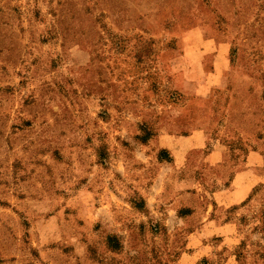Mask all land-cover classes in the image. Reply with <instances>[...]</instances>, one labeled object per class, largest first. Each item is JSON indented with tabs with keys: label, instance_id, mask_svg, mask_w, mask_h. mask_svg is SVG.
<instances>
[{
	"label": "rangeland",
	"instance_id": "obj_1",
	"mask_svg": "<svg viewBox=\"0 0 264 264\" xmlns=\"http://www.w3.org/2000/svg\"><path fill=\"white\" fill-rule=\"evenodd\" d=\"M0 264H264V0H0Z\"/></svg>",
	"mask_w": 264,
	"mask_h": 264
},
{
	"label": "crops",
	"instance_id": "obj_2",
	"mask_svg": "<svg viewBox=\"0 0 264 264\" xmlns=\"http://www.w3.org/2000/svg\"><path fill=\"white\" fill-rule=\"evenodd\" d=\"M192 138H193L192 136L189 137L191 144L188 147H184L182 150L181 149L175 150V149H172L171 147L169 148L170 150L168 149L170 152V156L173 158L174 166L177 167V166H180L181 164H184L186 154H188V152L191 151L192 149L198 148V146H196L194 143V139H192ZM183 142H185V139H183ZM167 146L168 145H165L166 149L168 148ZM182 152H184V154ZM205 158H206L205 159L206 163H203L204 167H205L204 170L205 169L210 170V168H209L210 166H213L212 168H215L217 166L216 163H218V162H216V160H218L219 157H216L214 155V152L207 154V156ZM213 158H215V159H213ZM256 160H258L257 155H255L254 153L249 154L246 157V160L243 163L242 168L236 170L233 173L232 178L229 182V186L225 189L218 190L217 192L214 193L215 199L218 198L217 199L218 203H219V201H222V203L227 201L228 203L230 202V204L237 203L239 201V199L237 197H239L240 194H242L243 192H245L246 190H249L251 188V186L253 185V184L251 185V183L254 181V176L257 178L255 167L258 165V162ZM202 174H204V171ZM204 175H206V174H204ZM185 181L186 180H180V182H179L180 185L185 183ZM188 184L192 188L200 187L198 181L197 182L189 181ZM182 193L183 192H177L176 193L178 196L177 197L178 199L182 198L185 195H190L191 197L195 196V195H193L191 193H187V192H185L187 194H182Z\"/></svg>",
	"mask_w": 264,
	"mask_h": 264
},
{
	"label": "trees",
	"instance_id": "obj_3",
	"mask_svg": "<svg viewBox=\"0 0 264 264\" xmlns=\"http://www.w3.org/2000/svg\"><path fill=\"white\" fill-rule=\"evenodd\" d=\"M108 241H111V237H108Z\"/></svg>",
	"mask_w": 264,
	"mask_h": 264
}]
</instances>
